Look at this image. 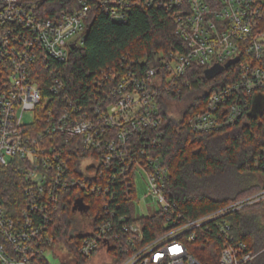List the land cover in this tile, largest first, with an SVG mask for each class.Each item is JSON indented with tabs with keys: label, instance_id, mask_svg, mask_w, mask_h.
Returning <instances> with one entry per match:
<instances>
[{
	"label": "built area",
	"instance_id": "1",
	"mask_svg": "<svg viewBox=\"0 0 264 264\" xmlns=\"http://www.w3.org/2000/svg\"><path fill=\"white\" fill-rule=\"evenodd\" d=\"M44 1L0 0V168L19 163L26 179L22 205L0 200V264H51L50 250L76 264L52 233L66 203L78 252L88 261L264 264V247L238 238L230 219L263 202L264 185L188 218L167 193L162 155L170 104L217 64L224 68L212 79L223 73L230 82L210 91L198 79L208 98L188 117L190 130L210 134L250 120L264 127V105L257 116L253 110L255 96L264 95V0H143L174 19L179 46L152 60L123 54L84 91L69 88L62 67L84 44L95 7L125 21L137 0H74L51 16L43 14ZM254 167L264 174V145ZM139 175L152 198L148 215L135 210ZM78 198L87 211L73 210ZM123 204L127 213L119 212ZM150 216L162 230L147 240L142 218Z\"/></svg>",
	"mask_w": 264,
	"mask_h": 264
},
{
	"label": "trees",
	"instance_id": "2",
	"mask_svg": "<svg viewBox=\"0 0 264 264\" xmlns=\"http://www.w3.org/2000/svg\"><path fill=\"white\" fill-rule=\"evenodd\" d=\"M73 3L74 0H45L43 14L51 16L56 11L67 10ZM179 44L174 19L163 8L147 6L143 0H137L127 19L116 21L96 6L84 44L71 52L70 59L62 67L64 79L69 88L84 91L100 68L115 63L123 54L136 60H152L156 54L167 53ZM198 79L210 91L230 82L223 73L209 79L201 70V75L193 79L194 88L183 97L187 100L183 111L179 115L167 113L165 117L162 155L170 171L167 193L188 218L216 210L264 185V174L254 167L264 145V127L257 120L242 121L210 134H196L190 130L188 117L202 108L208 98V93L200 95ZM24 185L26 179L20 173L19 163L0 168V200L6 205H22ZM261 204L264 205V201L230 215L236 236L255 249L264 247L263 216L248 215V211ZM127 211L123 204L119 212ZM71 216V203L62 204L55 214L52 233L56 242L67 244L76 264H87L88 260L78 252L80 240L72 236ZM142 219L147 240L162 230L158 217ZM122 260L118 258L113 264ZM259 262L264 263V253Z\"/></svg>",
	"mask_w": 264,
	"mask_h": 264
},
{
	"label": "rangeland",
	"instance_id": "3",
	"mask_svg": "<svg viewBox=\"0 0 264 264\" xmlns=\"http://www.w3.org/2000/svg\"><path fill=\"white\" fill-rule=\"evenodd\" d=\"M187 100H182L180 102H175L170 104L169 106V112L173 115H179L183 109L185 108ZM264 105V95L258 94L255 96V104H254V113L259 114L262 110V106ZM26 120H30L31 116L30 113L25 116ZM136 191H137V198L135 200V210L137 214H145L148 215L152 212H154L153 207L149 209L148 207V201H152V198H146L145 193L147 192V182L145 179L142 178V176L136 177ZM248 215L254 214H261L262 221L264 222V205H259L255 207L254 209H251L248 211ZM261 212V213H260ZM60 248V247H57ZM102 254V253H101ZM103 255V254H102ZM101 256V255H100ZM106 257V255H104ZM49 260L51 264H61V263H68L73 264V262H70V259L67 257L66 254L59 256H55L54 250H50ZM103 261L99 257H95L94 259H91L88 261L87 264H103ZM105 264H111V262H105Z\"/></svg>",
	"mask_w": 264,
	"mask_h": 264
},
{
	"label": "water",
	"instance_id": "4",
	"mask_svg": "<svg viewBox=\"0 0 264 264\" xmlns=\"http://www.w3.org/2000/svg\"><path fill=\"white\" fill-rule=\"evenodd\" d=\"M73 48H75V47L73 46ZM237 60H238V58H236L233 61L227 63L225 66H229L232 62H236ZM223 68H224V66L217 64L214 67L207 69L206 72H205L206 73V77L209 78V79L214 78L218 73H220L223 70ZM261 112H262V110L260 111V113ZM256 116H257V114H256ZM77 209L87 211L89 209V206L85 205V203L83 202L82 198H78L76 200L74 206H73V210H77Z\"/></svg>",
	"mask_w": 264,
	"mask_h": 264
}]
</instances>
